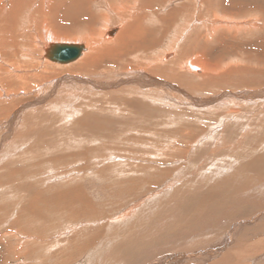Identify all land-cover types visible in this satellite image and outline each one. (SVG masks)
Here are the masks:
<instances>
[{"label": "rangeland", "instance_id": "1", "mask_svg": "<svg viewBox=\"0 0 264 264\" xmlns=\"http://www.w3.org/2000/svg\"><path fill=\"white\" fill-rule=\"evenodd\" d=\"M220 1L206 8L242 24L252 13L264 18V0ZM164 3L155 15L169 36L156 55L192 21L178 10L186 0ZM263 30L224 48L222 37L205 43V64L221 73L208 80L204 64L202 75H187L205 81L196 92L106 61L113 76H91L90 91L79 81L88 77L62 74L47 94L0 106V264H264V46L255 45ZM234 67L244 77L228 75Z\"/></svg>", "mask_w": 264, "mask_h": 264}, {"label": "bare ground", "instance_id": "2", "mask_svg": "<svg viewBox=\"0 0 264 264\" xmlns=\"http://www.w3.org/2000/svg\"><path fill=\"white\" fill-rule=\"evenodd\" d=\"M167 1H172V0H0V106L3 105L2 107L4 108H6L5 106L8 107L7 104L12 103L14 99L18 97L19 95H22V96L27 95V94L37 95V94H40L41 92H45L46 87L53 86L54 85L53 83H56V84L61 83L60 79L62 77L54 78V79H52V77L61 76L62 74H67L68 76H70L69 78H66L68 82L75 81L78 76L88 77L86 79L84 78L85 80H89L88 82L84 81V79L79 80V81L80 83L85 84L86 87L88 83L89 85L88 88L90 87L92 89V87L95 85L93 82H95L96 79L91 78V76H95L96 74H99V73L102 75H106L108 73L109 76L111 75L113 76L112 74L113 71L110 72L109 69L105 68L107 67V65H103L105 64L106 61L111 63L110 67L112 68L119 67L122 71H125V72L134 71V70L136 71L142 70L144 72H149L151 74L163 73V77L165 75H168V77L169 76L174 77L178 81H180L186 87L187 90L191 91L194 89L195 91L193 92H196V91L204 89L205 84H203V82L205 81L202 78L203 81L201 80V82H199L201 85L198 86V85H195V83H193L192 80H189L188 78L186 79V77L189 74H195L196 76L198 74L202 75L203 73L202 69L204 67V64L207 63L206 56L208 55V53L207 55L206 53L204 54L203 45L205 43L215 41V44H217L218 42H216V39L222 37L224 39L220 41L219 48H224L226 47V42L227 40H229L230 37L237 38L238 34L253 35V33L255 34L257 32H262L264 28V22L262 20L264 18L261 14L256 13L257 14L256 16V15H252L253 14L252 13V14H249L248 16L247 15L243 16L245 18V23L242 24L240 22H236L234 19L235 17L233 16L231 17V15L228 16L226 13H223L220 11L218 12L219 10L218 8H217L218 10L211 9V7L206 8L208 1L214 2L216 4L220 0L219 1L218 0H186V3L182 5L181 7H179L180 9L178 10L180 12L182 11L181 12L182 16L185 15L188 19L192 20L191 21L192 23L190 22V25L188 24L183 27V30H184L183 34L181 36L180 34H178L176 36V41L174 43H171L173 37L171 38L170 45L168 43L169 49H167L161 55H156L155 50L158 47L160 41H162V40L159 41V37L164 36L162 35V33L167 34V31L163 30V28L164 26L167 28V26L169 25L167 24L168 22L165 23L163 21L164 23H161V26H160L159 25L160 23L157 22V19L159 17L155 15V11L161 8L162 6L167 7L169 4L164 5L165 4L164 2H167ZM229 1H232V0H229ZM238 1H241L242 4H244L245 1L247 2L249 0H238ZM251 1L254 2L255 0H251ZM161 2L164 4H161ZM233 2L234 1H232V3ZM228 4L230 5V3ZM245 5L248 6L247 8L252 7L250 4H245ZM241 6L242 5L237 6V7H240L241 9ZM166 7L164 9H166ZM235 10H238V9H235ZM262 11L264 12V8L262 9ZM162 15L163 14H161V16ZM170 16L167 17L168 18L167 21L170 20L169 18L172 19V17ZM115 18H118L116 19L118 23L115 26H113V28H111V25H112L111 23L115 21ZM162 19L163 17H161V20ZM170 25H172V27L174 26L173 23ZM147 38L151 42L145 41ZM233 41L234 40L230 42H233ZM242 43L245 44V41H243ZM55 44L80 45V46H83V52L81 56L74 62H70L66 64L55 63V62H52L50 59H48V57L46 56L48 49L52 45H55ZM208 44L210 43H207V46ZM235 44L237 45V43ZM238 44H241V42ZM231 45L232 44L230 43L229 46ZM255 45L258 48H263L264 39L263 40L261 39V41ZM157 50L156 52H158ZM191 50H193L192 53H190ZM209 67H207L206 65L207 71L204 77H207L208 80H212V79L217 80L218 78H220L219 73H221V71L219 68L221 67L220 66L218 68L211 67L210 69ZM222 68L224 69V67ZM227 71H228V75H230L231 77L239 75V78L241 79V76L243 75L242 73H245L247 70L245 69L241 70L239 67H234L233 69L231 68L230 70H227ZM227 71L225 73H227ZM130 73H127V74H130ZM109 76L107 75L108 78ZM119 76L117 75V77ZM239 78L236 81L239 82ZM92 80H95V81L92 82ZM119 80L121 79L119 78ZM196 80H198L197 77H196ZM90 81L92 83H90ZM63 82L68 83L67 81H63ZM109 82L111 83V81ZM161 82L162 81H160V83ZM146 83H149V81H147ZM191 83L193 84V87H192L193 89L189 87ZM210 83H213V82H210ZM157 84L159 83L157 82ZM235 84L237 83L235 82ZM163 85L170 86L167 83ZM220 85L222 87L223 84H220ZM110 87H112L111 84H110ZM136 87H139V86H136ZM90 88H89V91H90ZM63 89L65 90V88ZM80 90L81 89H79L78 91ZM187 90H184L182 88L180 92L183 93L184 95H188ZM54 91H56V89ZM190 93L191 92H189V94ZM149 94H150V90H149ZM50 96L53 97L50 94L48 98H50ZM148 97H151V96H148ZM164 98H168V97H164ZM54 99L51 101H54ZM175 99L177 98L174 97V100ZM250 101H251V98H250ZM31 102L33 103L34 101H31ZM68 102H70V100ZM198 107H200V105H198ZM55 110L57 111V109ZM14 112H16V110ZM64 112L63 114L61 113V115H64L65 114ZM78 112L76 111L75 113H78ZM47 126L49 125L47 124ZM54 129L56 130V128ZM130 212L128 211L127 213H130ZM3 241L4 240H2V243L5 244V242ZM212 257L215 258L216 256H212ZM183 258L185 257L181 256L176 259H180L182 261V260H185ZM204 258L207 259L208 256ZM173 259L174 258L172 257V262L174 261ZM170 260H171V257H170ZM208 260H211V259L208 258L206 262H208ZM215 261L216 260L210 261L209 264H218ZM199 264H204V263L200 262ZM220 264H224V260H221Z\"/></svg>", "mask_w": 264, "mask_h": 264}, {"label": "water", "instance_id": "3", "mask_svg": "<svg viewBox=\"0 0 264 264\" xmlns=\"http://www.w3.org/2000/svg\"><path fill=\"white\" fill-rule=\"evenodd\" d=\"M82 52L83 46L80 45L55 44L48 49L46 56L52 62L66 64L77 60Z\"/></svg>", "mask_w": 264, "mask_h": 264}]
</instances>
